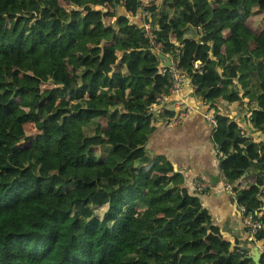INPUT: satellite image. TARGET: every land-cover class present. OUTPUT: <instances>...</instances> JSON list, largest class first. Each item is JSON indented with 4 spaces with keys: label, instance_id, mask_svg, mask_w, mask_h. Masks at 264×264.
Returning <instances> with one entry per match:
<instances>
[{
    "label": "trees",
    "instance_id": "obj_1",
    "mask_svg": "<svg viewBox=\"0 0 264 264\" xmlns=\"http://www.w3.org/2000/svg\"><path fill=\"white\" fill-rule=\"evenodd\" d=\"M123 2L0 0V264H255L245 252L256 240L264 264V230L231 247L146 150L150 108L173 78L142 26L116 11L136 16L138 0ZM252 9L264 15V0H162L146 21L196 96L215 110L221 98L253 103L250 123L264 131V16L253 30ZM215 118L222 174L254 212L264 142Z\"/></svg>",
    "mask_w": 264,
    "mask_h": 264
},
{
    "label": "crops",
    "instance_id": "obj_2",
    "mask_svg": "<svg viewBox=\"0 0 264 264\" xmlns=\"http://www.w3.org/2000/svg\"><path fill=\"white\" fill-rule=\"evenodd\" d=\"M116 11L125 14L130 20H139L138 14L129 16L124 6H117ZM262 14L256 9L250 12L248 24L255 31L259 30L254 25L256 17ZM217 105L218 112L234 120L245 136L257 143L264 142V131L253 128L250 123L251 111L255 108L253 103L248 105L245 99L228 102L221 98ZM164 110L174 111L175 114L164 117ZM217 110L209 102L196 96L190 81L184 80L177 92L170 93L166 99L151 106L153 129L147 137L145 147L156 162H166L171 166L181 189L186 195L198 198L201 207L208 212L211 226L218 228L223 239L230 241L233 247L236 239L243 242L245 239L254 241L255 238L248 236L237 203L223 188L222 161L227 156L222 155L221 145L213 141L212 124L204 117V112L214 114ZM181 111L185 112L183 120L179 124H172L171 119ZM155 161H151L149 166ZM247 175L245 172L247 185L254 183L255 177ZM196 178L208 183L210 189L198 190ZM254 242L255 244L248 246L247 252L251 257L257 249L261 257L263 241Z\"/></svg>",
    "mask_w": 264,
    "mask_h": 264
},
{
    "label": "built area",
    "instance_id": "obj_3",
    "mask_svg": "<svg viewBox=\"0 0 264 264\" xmlns=\"http://www.w3.org/2000/svg\"><path fill=\"white\" fill-rule=\"evenodd\" d=\"M162 0H138V6H137V13L139 16V24L142 26L144 35L148 38L150 45L154 48V51L156 54L161 53V43L157 41L156 35L154 33L153 27L151 26L150 22L146 18H148L152 11L158 8ZM121 4H123V0H120ZM130 15V14H129ZM131 16V15H130ZM133 21V20H131ZM176 47L180 45V43L175 40L174 41ZM174 48L175 52L177 53V48ZM170 61L171 64L165 68H162L163 71L166 69L169 71L170 75L173 78L172 86L170 88V93L177 92L181 86L184 80L190 81V76L181 70H178L176 67V57L171 54H165ZM162 59V58H161ZM163 63V59H162ZM161 63V64H162ZM191 83V81H190ZM192 88L193 85H192ZM167 96H163L162 99H166ZM185 116V112L181 111L176 117L171 119L172 124L176 125L179 124ZM204 117L212 124V127H214L217 124L215 115L211 112L206 111L204 113ZM224 155V154H222ZM223 179V188L227 190L228 193L231 194L233 200L235 203H237V197H236V191L232 188L230 182L227 180V178L222 174ZM196 188L200 191H207L210 189V185L206 183L201 178H196L195 180ZM260 190L264 191V185L260 186ZM243 225L245 226L246 232L248 236L252 239L255 238V235L260 233L262 230H264V221L260 220V217L262 216L264 205H260L258 209L254 212L247 211L246 207L237 203ZM248 254V252H245ZM249 255V254H248Z\"/></svg>",
    "mask_w": 264,
    "mask_h": 264
},
{
    "label": "water",
    "instance_id": "obj_4",
    "mask_svg": "<svg viewBox=\"0 0 264 264\" xmlns=\"http://www.w3.org/2000/svg\"><path fill=\"white\" fill-rule=\"evenodd\" d=\"M158 56L163 59V63L160 64L161 69L165 68L171 64L170 59L167 56H165L163 53H159ZM251 258L253 259L255 264L259 263L260 253L257 251V249L255 252L252 253Z\"/></svg>",
    "mask_w": 264,
    "mask_h": 264
},
{
    "label": "rangeland",
    "instance_id": "obj_5",
    "mask_svg": "<svg viewBox=\"0 0 264 264\" xmlns=\"http://www.w3.org/2000/svg\"><path fill=\"white\" fill-rule=\"evenodd\" d=\"M263 16L264 15L262 14L261 16L256 17V20H255L254 25L257 27V30L262 28V21H261V19H262ZM137 23H139V20H138ZM214 115H215V113H214ZM24 128H25V130L27 131L28 134H32V133H35L36 132V130L33 127V124L30 123V122L25 123L24 124ZM97 212H101V211L97 210Z\"/></svg>",
    "mask_w": 264,
    "mask_h": 264
}]
</instances>
